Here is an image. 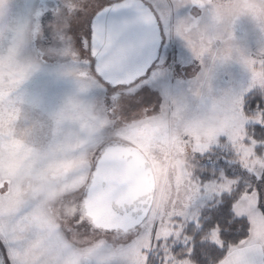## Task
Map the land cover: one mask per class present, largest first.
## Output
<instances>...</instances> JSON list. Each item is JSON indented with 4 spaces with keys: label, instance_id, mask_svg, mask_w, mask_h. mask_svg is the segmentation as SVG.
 <instances>
[{
    "label": "snow or ice",
    "instance_id": "1",
    "mask_svg": "<svg viewBox=\"0 0 264 264\" xmlns=\"http://www.w3.org/2000/svg\"><path fill=\"white\" fill-rule=\"evenodd\" d=\"M38 15L30 29L0 28V264L264 258V56L241 61L251 79L240 94L189 114L164 86L180 69L162 42L182 39L203 63L189 37L206 28L208 0H58ZM55 56L71 57L61 75L78 91L43 110L22 86ZM209 79L205 71L190 88L202 102ZM54 113L70 118L49 128ZM179 158L194 167L182 163L169 178L160 162ZM154 163L161 174L139 193ZM162 186L175 196L158 197Z\"/></svg>",
    "mask_w": 264,
    "mask_h": 264
},
{
    "label": "rangeland",
    "instance_id": "2",
    "mask_svg": "<svg viewBox=\"0 0 264 264\" xmlns=\"http://www.w3.org/2000/svg\"><path fill=\"white\" fill-rule=\"evenodd\" d=\"M57 3L58 0H7L4 15L0 17V28L30 29L37 20H43L39 13L43 12L44 16H48ZM233 31L234 43L244 49L248 55L257 57L259 50L264 47V32L260 31L255 21L250 17H241L233 26ZM36 46H39V42H36ZM27 47L31 48V43ZM162 47L175 53V66L180 69L179 72L172 74L164 86L172 96L188 105L189 114L202 110L210 105L212 100L240 94L250 82L251 74L242 63L236 61L213 63L210 57H205L204 62L201 63L193 56L186 43L178 37L165 38ZM70 67H72L71 57H45L40 71L31 75L22 86L23 92L29 100L38 102L43 110H55L61 107L78 91L74 78L61 75ZM205 71L210 73V89L205 88V98L202 102L192 95L190 88L195 79ZM96 96L97 92L92 91L82 99L90 101ZM161 99L164 97L161 96ZM160 163L163 166V172L172 178L183 163V159L161 160ZM153 171L155 176L160 175V166L154 163ZM157 195L158 197H174L175 189L162 186L157 188Z\"/></svg>",
    "mask_w": 264,
    "mask_h": 264
},
{
    "label": "clouds",
    "instance_id": "3",
    "mask_svg": "<svg viewBox=\"0 0 264 264\" xmlns=\"http://www.w3.org/2000/svg\"><path fill=\"white\" fill-rule=\"evenodd\" d=\"M211 15L205 29L199 33H193L189 39L196 48H203L207 56L215 63L216 61L228 62L236 61L241 63L245 58H251L244 49L239 47L235 41L233 26L241 17H250L255 21L261 32H264V0H208ZM264 56V47L259 50L257 58ZM264 75V72L260 73ZM70 97L66 100L68 102ZM67 113H54L46 118L49 128L58 127L69 119ZM25 115L21 113V120ZM34 125H28L21 131V140L29 143L32 139ZM187 164L189 171L194 166L187 158H182Z\"/></svg>",
    "mask_w": 264,
    "mask_h": 264
},
{
    "label": "water",
    "instance_id": "4",
    "mask_svg": "<svg viewBox=\"0 0 264 264\" xmlns=\"http://www.w3.org/2000/svg\"><path fill=\"white\" fill-rule=\"evenodd\" d=\"M132 13L129 10H124L120 15L121 16H128L131 15ZM111 19V18H109ZM163 44V42H162ZM154 171L153 168L149 169L147 172H144L141 174L138 180V185H137V191L139 193H149L153 190L154 187Z\"/></svg>",
    "mask_w": 264,
    "mask_h": 264
},
{
    "label": "trees",
    "instance_id": "5",
    "mask_svg": "<svg viewBox=\"0 0 264 264\" xmlns=\"http://www.w3.org/2000/svg\"><path fill=\"white\" fill-rule=\"evenodd\" d=\"M244 233H237L234 234L232 237H230V239L234 242V243H238L241 239L244 238Z\"/></svg>",
    "mask_w": 264,
    "mask_h": 264
},
{
    "label": "crops",
    "instance_id": "6",
    "mask_svg": "<svg viewBox=\"0 0 264 264\" xmlns=\"http://www.w3.org/2000/svg\"><path fill=\"white\" fill-rule=\"evenodd\" d=\"M253 264H264V258L259 257V256L255 257L253 259Z\"/></svg>",
    "mask_w": 264,
    "mask_h": 264
},
{
    "label": "flooded vegetation",
    "instance_id": "7",
    "mask_svg": "<svg viewBox=\"0 0 264 264\" xmlns=\"http://www.w3.org/2000/svg\"><path fill=\"white\" fill-rule=\"evenodd\" d=\"M163 45V44H162Z\"/></svg>",
    "mask_w": 264,
    "mask_h": 264
}]
</instances>
